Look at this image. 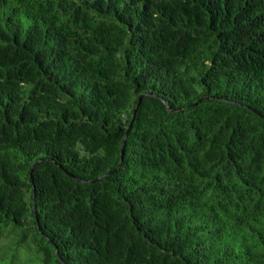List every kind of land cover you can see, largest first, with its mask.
<instances>
[{"label":"trees","instance_id":"16d2710c","mask_svg":"<svg viewBox=\"0 0 264 264\" xmlns=\"http://www.w3.org/2000/svg\"><path fill=\"white\" fill-rule=\"evenodd\" d=\"M22 261L264 264V0H0Z\"/></svg>","mask_w":264,"mask_h":264},{"label":"rangeland","instance_id":"374dc122","mask_svg":"<svg viewBox=\"0 0 264 264\" xmlns=\"http://www.w3.org/2000/svg\"><path fill=\"white\" fill-rule=\"evenodd\" d=\"M28 256L31 257L32 254L29 255V253H26V254H25V252L22 253V258L25 259V258H27ZM19 264H23V261H22V263L19 262Z\"/></svg>","mask_w":264,"mask_h":264},{"label":"water","instance_id":"95a60500","mask_svg":"<svg viewBox=\"0 0 264 264\" xmlns=\"http://www.w3.org/2000/svg\"><path fill=\"white\" fill-rule=\"evenodd\" d=\"M142 98V97H141ZM124 148H125V146H124Z\"/></svg>","mask_w":264,"mask_h":264}]
</instances>
